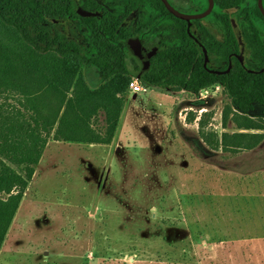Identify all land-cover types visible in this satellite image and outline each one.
I'll use <instances>...</instances> for the list:
<instances>
[{"label":"rangeland","instance_id":"rangeland-1","mask_svg":"<svg viewBox=\"0 0 264 264\" xmlns=\"http://www.w3.org/2000/svg\"><path fill=\"white\" fill-rule=\"evenodd\" d=\"M174 2L185 13L207 5ZM255 25L264 39V21ZM80 71L99 83L94 68ZM73 83L0 48V264H264V139L251 150L219 142L264 130L224 127L219 84L202 100L127 89L109 144L18 140L28 121L38 131L56 119ZM250 114L259 121L260 106Z\"/></svg>","mask_w":264,"mask_h":264},{"label":"trees","instance_id":"trees-1","mask_svg":"<svg viewBox=\"0 0 264 264\" xmlns=\"http://www.w3.org/2000/svg\"><path fill=\"white\" fill-rule=\"evenodd\" d=\"M219 13L211 14L226 27L222 42L207 36L203 43L209 53L219 56L225 65L236 47L230 31L233 16L242 29V38L248 55L241 63L232 59V68L213 74L203 67V56L194 50V44L185 30L181 31V46L170 48L156 61V70L164 71L168 60L177 62V73L166 77L149 72L140 76L144 85L171 87L198 93L202 88L220 84L230 102L222 111V124L231 119L239 130H264V39L256 21H264L257 0H214ZM72 0H0V48L74 79L53 131V140L88 144H109L115 133L124 106V94L130 77L135 73L128 68L130 54L125 45L123 29L93 24L87 18L82 28L66 33L61 23L52 19L63 18L71 10ZM224 9H234L226 12ZM182 23H184L182 21ZM82 36V37H80ZM80 37V38H79ZM94 68L99 83L89 85L80 69ZM251 70V72L248 71ZM255 105L261 116L255 122L250 114ZM191 114V113H190ZM193 115H191V119ZM203 118L199 128H203ZM264 139L262 132H223L222 150H251ZM218 143V141H217Z\"/></svg>","mask_w":264,"mask_h":264},{"label":"flooded vegetation","instance_id":"flooded-vegetation-1","mask_svg":"<svg viewBox=\"0 0 264 264\" xmlns=\"http://www.w3.org/2000/svg\"><path fill=\"white\" fill-rule=\"evenodd\" d=\"M76 1L82 11L99 15L91 17L79 14L74 8ZM167 1L172 8L179 11L174 0ZM262 3L264 6V0H262ZM71 10L72 11L68 15L59 18L64 19L63 22L58 23H61L65 28L80 29L86 19L91 18L92 21L90 22L93 24L123 29L126 35L124 42L130 54L128 68L135 73L132 76H137L139 78L141 75L153 71H155L154 73L156 75L165 74L166 77L175 75L178 72L177 69H175L177 66V62L175 61L177 60L176 57L173 59L174 63L172 65L168 60V64L165 65L164 71L159 69L156 70V61L160 58L162 53L169 52L168 50L170 48H180L181 31L183 29L193 42L194 50H198L199 54L203 56V67L210 73L221 74L227 72L226 70L229 66L230 68L233 66V58L238 59L242 63L244 57L249 53L247 45L242 38V29L233 16L230 17L229 29L236 40V47L229 54V64L227 68L223 70L225 61L216 54L209 53L203 40L210 35V37H214L216 41L222 42L226 35V27L218 21H216L217 23L215 24L206 22V16L203 19H191L190 24H188L186 21L169 12L162 0H72ZM224 11L232 13L234 9H224ZM201 12L186 14H197ZM182 21L184 23H182ZM237 33L241 39L242 51H240ZM126 39L137 40L139 42L138 53H135L127 46ZM203 47L207 52L206 62ZM210 86H215V84Z\"/></svg>","mask_w":264,"mask_h":264},{"label":"water","instance_id":"water-1","mask_svg":"<svg viewBox=\"0 0 264 264\" xmlns=\"http://www.w3.org/2000/svg\"><path fill=\"white\" fill-rule=\"evenodd\" d=\"M162 1L165 3L169 12H171L174 16L186 21L188 24H190L191 19H195V18L203 19L205 16H207L212 11L213 6H214V0H207V7L203 12L197 13V14H186V13L179 12V11L175 10L174 8H172V6H170V4L168 3L167 0H162ZM257 6H258L262 16L264 17V6L262 3V0H257ZM74 8L81 15H87V16H91V17L99 15V14H93V13L82 11L78 6L77 1H76V5ZM63 21H64V19H53L52 20V22H54V23L63 22ZM232 21H233V19H232ZM237 40H238V43L240 45V51H242V43H241V39H240L238 33H237ZM126 43L130 49H132L135 53H138L139 42L137 40L126 39ZM203 50H204V56H205V62H206L207 61V52H206V49L204 47H203ZM205 62H204V64H205ZM229 68H230V66H229ZM229 68L226 71H228ZM248 71L251 72L250 69H248ZM262 71H264V65L261 69H259L256 72H262Z\"/></svg>","mask_w":264,"mask_h":264},{"label":"crops","instance_id":"crops-1","mask_svg":"<svg viewBox=\"0 0 264 264\" xmlns=\"http://www.w3.org/2000/svg\"><path fill=\"white\" fill-rule=\"evenodd\" d=\"M63 104L64 103L61 104V109L63 107ZM28 108H29V106H28ZM47 109L50 110V107H47ZM61 109H58V112H57L58 114L56 115V119H54V121L50 122V124H48L47 121L45 123L42 122L43 126L42 125H40V126L45 127V128L40 127V129L38 131H37V126H38L39 123L37 124V122H35V120L32 121V122L28 121L29 123H27V125H26L27 128H25L23 131L20 130V135L19 136L21 138L18 137L17 139L18 140H20V139L45 140L46 137L48 136V140H53V131H54V128L56 126L57 119H58V116H59V114L61 112ZM56 110H57V108H56ZM3 137L9 139L7 134H6V136L3 134ZM10 139H15V137L13 136ZM255 176H258L260 181H262V179L264 180V169H260L258 174H256Z\"/></svg>","mask_w":264,"mask_h":264},{"label":"built area","instance_id":"built-area-1","mask_svg":"<svg viewBox=\"0 0 264 264\" xmlns=\"http://www.w3.org/2000/svg\"><path fill=\"white\" fill-rule=\"evenodd\" d=\"M210 87H214V86L204 87L198 92V94H199L198 99L199 100L205 99L208 96V90ZM216 88H218V87H216ZM128 90L131 93H134L135 95H137L139 93H142L145 90V86L139 77L131 76L129 83H128ZM198 119H199V117L196 118V121Z\"/></svg>","mask_w":264,"mask_h":264}]
</instances>
